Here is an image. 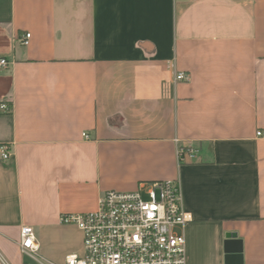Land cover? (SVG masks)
<instances>
[{
	"label": "crops",
	"instance_id": "crops-1",
	"mask_svg": "<svg viewBox=\"0 0 264 264\" xmlns=\"http://www.w3.org/2000/svg\"><path fill=\"white\" fill-rule=\"evenodd\" d=\"M0 58V264L28 261L24 226L83 255L63 215L167 180L187 264H264V0H0Z\"/></svg>",
	"mask_w": 264,
	"mask_h": 264
},
{
	"label": "built area",
	"instance_id": "built-area-1",
	"mask_svg": "<svg viewBox=\"0 0 264 264\" xmlns=\"http://www.w3.org/2000/svg\"><path fill=\"white\" fill-rule=\"evenodd\" d=\"M30 39L27 33L19 42L27 46ZM9 67V60L0 58V76ZM188 79L185 73L176 76L177 81ZM0 108L11 111L8 104ZM257 137H264V132H257ZM0 152L3 160L10 158L7 146ZM179 156L190 161L197 158L189 148H181ZM191 220L178 181L142 183L134 192L108 191L95 211L61 217L63 224L76 225L82 231L84 247L82 256L70 255L62 264H187L184 229ZM20 238L21 253L28 259L25 264H56L40 255L33 227L24 226Z\"/></svg>",
	"mask_w": 264,
	"mask_h": 264
},
{
	"label": "water",
	"instance_id": "water-1",
	"mask_svg": "<svg viewBox=\"0 0 264 264\" xmlns=\"http://www.w3.org/2000/svg\"><path fill=\"white\" fill-rule=\"evenodd\" d=\"M228 237H229V238H236V237H237V234H235V233H230V234L228 235Z\"/></svg>",
	"mask_w": 264,
	"mask_h": 264
},
{
	"label": "trees",
	"instance_id": "trees-1",
	"mask_svg": "<svg viewBox=\"0 0 264 264\" xmlns=\"http://www.w3.org/2000/svg\"><path fill=\"white\" fill-rule=\"evenodd\" d=\"M9 107L12 109V105L10 104Z\"/></svg>",
	"mask_w": 264,
	"mask_h": 264
},
{
	"label": "rangeland",
	"instance_id": "rangeland-1",
	"mask_svg": "<svg viewBox=\"0 0 264 264\" xmlns=\"http://www.w3.org/2000/svg\"><path fill=\"white\" fill-rule=\"evenodd\" d=\"M80 256H82V255H80Z\"/></svg>",
	"mask_w": 264,
	"mask_h": 264
}]
</instances>
